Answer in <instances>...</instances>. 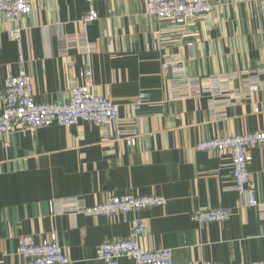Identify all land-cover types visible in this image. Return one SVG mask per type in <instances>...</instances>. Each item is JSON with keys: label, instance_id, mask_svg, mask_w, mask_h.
Returning <instances> with one entry per match:
<instances>
[{"label": "crops", "instance_id": "obj_1", "mask_svg": "<svg viewBox=\"0 0 264 264\" xmlns=\"http://www.w3.org/2000/svg\"><path fill=\"white\" fill-rule=\"evenodd\" d=\"M30 2L32 13L20 21L0 15V90L19 74L20 51L37 103L60 102L90 71L93 92L118 106L122 132L117 138L110 129L105 140L82 122L0 137V264H29L18 255L20 237L39 243L51 235L76 264H103L97 247L127 238L131 218L54 215L49 203L77 198L91 207L124 195L167 200L138 213L146 225L139 242L147 250L171 249L173 264L264 261V215L232 190L229 155L194 148L205 139L264 131L262 0H210L216 10L191 22L187 38L148 16L146 0ZM91 10L99 18L83 24ZM13 28L21 29L20 46L9 40ZM85 43L94 48L89 54ZM165 61H178L184 77L174 64L165 72ZM216 78L228 80L227 95L187 93L184 79L200 87ZM141 92L150 100L136 112L132 101ZM249 152L251 185L264 204V146ZM208 209L233 215L224 223L191 221Z\"/></svg>", "mask_w": 264, "mask_h": 264}, {"label": "built area", "instance_id": "obj_2", "mask_svg": "<svg viewBox=\"0 0 264 264\" xmlns=\"http://www.w3.org/2000/svg\"><path fill=\"white\" fill-rule=\"evenodd\" d=\"M264 7V0H262ZM146 14L158 20L171 24V30L180 34L181 38L192 36L188 25L194 20L205 19L213 11L210 0H146ZM30 0H0V15L8 23H13L28 17L32 13ZM96 11L91 10L81 18L83 24L95 22L98 19ZM21 29L9 31V40L20 46ZM70 47L77 45L76 38L67 39ZM94 48L85 43L83 50L89 54ZM18 63L21 70L17 76L4 80L0 90V137L7 134H18L27 137L38 129L58 125L71 128L80 123H90L98 127L105 140L110 137L113 129L116 137L121 134V121L118 116V106L111 100L95 94L92 90L93 81L90 71L82 73L83 83L71 87L68 95L58 103H37L34 99L33 85L30 77L23 70L24 58L20 51ZM179 71L184 77L183 68L178 67V61H165L163 70L169 66ZM187 93L193 95L197 91L216 95H227L230 92L228 80L216 78L207 85L195 84L184 79ZM264 89V85H261ZM150 100L146 92L139 93L132 101L134 111L138 112ZM128 145H134V136L125 138ZM264 146V131L245 133L243 135L214 137L199 141L195 150L204 153H227L229 155L228 169L233 180L232 190L245 197L246 206L257 208L264 215V204L257 199L256 190L251 185L249 166L252 160L249 149ZM167 200L162 196H111L103 203L87 206L77 198H66L50 201V212L54 215L77 214L86 217H122L131 218L132 229L125 239L104 242L95 251L96 259L103 264H118L121 258H129L135 264H173L172 250H147L140 245L139 239L146 231V225L137 216L139 212L163 207ZM238 207L240 204L238 203ZM233 215L232 209H208L197 211L190 216L191 221L199 224L224 223ZM18 255L29 264H76L66 254L58 243L55 235L48 240L37 243L30 236L20 237ZM202 264H213L204 262ZM249 264H264L256 261Z\"/></svg>", "mask_w": 264, "mask_h": 264}]
</instances>
